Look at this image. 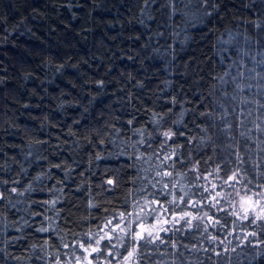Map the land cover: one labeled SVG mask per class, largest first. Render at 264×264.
I'll list each match as a JSON object with an SVG mask.
<instances>
[{
    "label": "trees",
    "instance_id": "obj_1",
    "mask_svg": "<svg viewBox=\"0 0 264 264\" xmlns=\"http://www.w3.org/2000/svg\"><path fill=\"white\" fill-rule=\"evenodd\" d=\"M161 3L162 0L155 3L149 0L146 7L145 0H0V163L4 164L0 178L18 179L25 185L32 182L31 177L36 176L41 167L44 170L48 167L47 161L28 163V160H34L37 149L45 147L36 141L49 140L54 146L58 142L57 136L64 149L59 158L69 161L75 158L80 161L77 172L85 170L83 176L73 172L65 181L64 203L57 206L62 211L54 225L64 240L52 235L50 243L54 241L61 247H48V254L69 253L71 249H64L62 244L83 238L74 237L73 231L79 234L89 227L95 230L96 224L103 223L101 218L111 214L103 212V208L120 210L116 203H106V200L118 198L122 204L129 188L144 183L137 180L136 185L131 184L133 177L129 173L132 170L124 167V157L117 158L116 147H111L109 159L95 161L91 167L88 163L90 146L83 139L87 130L104 122L119 127L121 124L115 117H120L121 121L129 118L132 107L120 98L125 95L119 92L122 85H128L132 93L142 92L140 99L133 101L139 109L157 107L156 89L158 86L165 88V80L171 82L167 91L182 88L193 102L188 106L197 107L199 101L208 97L213 84L218 83L213 75L220 74L221 59L224 56L237 59L235 51L220 52L221 41H229L225 46L229 49L247 53L243 60L249 66L255 62L249 57L261 58L264 34L256 30L252 22L264 16V0H218L219 10L214 11L212 17L192 14L194 19L199 18L195 27L187 18L169 21L167 9L158 7ZM158 31L166 35L156 37L154 33ZM166 42L174 43L168 48ZM146 44L150 47L146 48ZM157 48L159 51H154ZM228 63L230 60L224 61L225 65ZM130 77L135 79L130 82ZM98 79L111 81L107 94L97 95L95 81ZM137 81L146 87L138 89L134 86ZM209 100L219 103L215 96ZM135 114L141 120L147 118L140 112ZM123 127L127 128V125L123 124ZM76 129H79L76 136L66 135L69 130ZM198 132L193 129V134ZM65 139L68 144L63 143ZM215 149L213 152L201 146L197 151L205 158L212 156L208 162L211 167H215L214 161L222 157L225 161L231 159L224 146L216 145ZM29 151L32 156H28ZM103 155L109 156V152L104 151ZM251 155L259 158L264 154L254 150ZM56 159L55 155L50 156V160ZM204 166L202 162L201 167ZM22 167L25 172L20 171ZM92 172L94 176H90ZM57 176L64 179L62 172ZM105 176L118 180L121 187L117 193L104 192L99 186ZM81 184L90 186L91 193L77 192L76 188ZM91 196L101 209L95 219L85 218L88 212L97 211L87 207L86 201ZM12 199L25 203L15 209L9 206L8 200L0 205V248L3 249L0 264H45L37 258L41 253L34 254L31 245L35 244L39 249L45 239H49V234L35 231L41 226L42 217L28 215L31 209L27 204L48 199L47 193L37 191ZM34 207L44 212L39 203ZM45 215L54 216V212L48 211ZM21 217L32 223V227L24 225ZM65 217L71 223H66ZM16 227H21V231L17 232ZM10 239L11 243L8 242ZM196 255L185 252L189 264H195ZM199 256L205 264H211L204 253ZM63 258L73 260L71 255ZM100 264L105 262L101 260ZM243 264L248 262L245 260ZM252 264H264V258L254 260Z\"/></svg>",
    "mask_w": 264,
    "mask_h": 264
},
{
    "label": "snow or ice",
    "instance_id": "obj_2",
    "mask_svg": "<svg viewBox=\"0 0 264 264\" xmlns=\"http://www.w3.org/2000/svg\"><path fill=\"white\" fill-rule=\"evenodd\" d=\"M148 3L149 0H145L146 7ZM158 7L167 9L169 21L187 18L193 27L199 19H194L193 13H198L199 17H212L213 12L219 10L218 0H162ZM252 24L264 34V16ZM154 35L163 38L166 33L158 31ZM175 35L180 33L175 32ZM173 43L166 42L167 47L171 48ZM229 43L221 41L219 50L221 53L235 51L237 59L231 60L227 56L221 59V72L213 75L218 83L213 84L208 97L199 101L197 107L188 106L193 102L182 88L180 91L175 88L167 91L171 86L168 80L164 81L165 88L158 86L156 89L155 100L158 103L155 108H136L133 101L140 99L142 92L132 93L128 85L119 88V92L125 94L120 98L132 107V111L128 113L127 121L114 118L121 124L119 127L104 122L87 130L88 134L83 139L90 146L88 163L91 167L95 161L109 159L111 147H116L117 158L124 157V167L132 170L129 173L133 177L131 184L136 185L137 180L144 183L129 188L122 204L118 198L106 200V203H116L120 210L103 208V212L111 214L103 216V223L96 224L95 230L89 227L79 234L73 231L74 237L79 235L83 238L62 244L64 249H71L69 253H47L50 246L61 247L54 241L50 243L52 235L64 240L54 226L62 211L57 206L64 203L62 195L67 186L66 179L80 168V161L75 158L71 161L59 158L64 151L59 136L54 146L49 140L36 141L45 147L37 149L34 160H28V163L47 161L48 167L47 170L41 167L40 172L31 177L32 182L25 185L18 179L0 178V205L8 200L9 206L15 209L25 202L13 200V197H25L37 191L48 195V199L27 204L31 209L28 215L42 217L41 226L35 231L49 234V239H45L39 249L37 245H31L34 254L37 251L41 253L38 259L44 260L45 264L48 261L51 264H100L101 260L105 264H189L185 252L197 254L195 264H205L199 253H204L211 264H243L245 260L252 264V261L264 258V155L259 158L251 155L254 150L264 154V48L260 59L249 57L255 60L249 66L243 60L247 53L225 47ZM225 60H230V63L225 65ZM134 79L130 77V82ZM110 82L96 80L97 95L107 94ZM134 86L140 90L146 87L140 81ZM213 96L219 103L209 100ZM136 112L147 118L141 120ZM193 129L199 132L193 134ZM213 129L216 131L212 132ZM78 132L79 129L69 130L66 135L76 136ZM63 143L68 144V140ZM216 145L227 148L231 159L225 161L222 157L214 161L215 167H211L208 162L212 156L205 158L197 150L206 146L214 152ZM76 146L79 147L78 142ZM50 148L53 151L50 152ZM104 151H108L109 156L103 155ZM32 155L29 151L28 156ZM52 155L57 159L50 160ZM3 171L4 164L0 163V172ZM20 171L25 172L26 169L22 167ZM84 171L80 169L77 175L83 176ZM60 172L64 179L57 176ZM94 175V172L90 173V176ZM9 184L12 186L7 187ZM99 186L104 192L113 194L121 187L118 180L107 176ZM81 190L91 193V187L85 184L77 186L76 191ZM37 203L44 212L34 207ZM86 203L89 209L97 211L88 212L85 218L95 219L100 206L94 196ZM48 211H53L54 216L45 215ZM64 219L71 223L67 217ZM21 220L24 225L32 227L24 217ZM15 230L19 232L21 227ZM8 242L11 243V239ZM65 255H71L73 260L64 259ZM13 259L22 260L23 257Z\"/></svg>",
    "mask_w": 264,
    "mask_h": 264
}]
</instances>
